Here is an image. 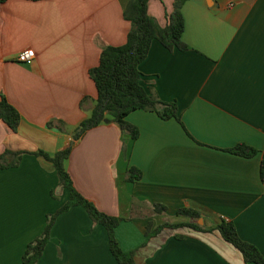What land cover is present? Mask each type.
Wrapping results in <instances>:
<instances>
[{
    "label": "crops",
    "instance_id": "obj_1",
    "mask_svg": "<svg viewBox=\"0 0 264 264\" xmlns=\"http://www.w3.org/2000/svg\"><path fill=\"white\" fill-rule=\"evenodd\" d=\"M128 2L0 3V96L20 114L15 131L0 121V155L21 154L16 167L0 170V264H22L46 216L68 200L65 189L55 192L50 163L34 153L63 150L89 115L96 88L88 72L102 46L125 43ZM172 9L173 0L148 3V14L161 26ZM180 12L187 49L168 51L152 41L138 65L144 88L173 102L179 121L133 111L125 119L138 131L132 141L107 120L74 143L65 169L80 195L122 219L115 237L123 251L135 250L136 264H245L216 232L163 230L144 237L148 223L185 221L176 212L189 208L205 228L232 222L239 238L264 258V0H186ZM26 49L35 54L30 65L16 62ZM237 144L257 154L226 152ZM130 167L141 172L134 183L125 181ZM153 204L167 211L155 215ZM176 233L187 238L176 240ZM38 264L117 263L104 229L75 206L56 218Z\"/></svg>",
    "mask_w": 264,
    "mask_h": 264
},
{
    "label": "trees",
    "instance_id": "obj_2",
    "mask_svg": "<svg viewBox=\"0 0 264 264\" xmlns=\"http://www.w3.org/2000/svg\"><path fill=\"white\" fill-rule=\"evenodd\" d=\"M4 1L0 0V3ZM149 1L129 0L123 11V18L130 23L125 43L121 46L101 47L97 66L88 72L89 78L96 88V98L89 115L74 128L71 142L63 150L57 151L53 155H48L43 151L34 153L35 156L50 163L56 173L58 185L68 192V200L54 214L46 216V224L42 233L26 245L22 255V264H38V260L50 240V231L56 218L75 206L82 207L91 222L104 229L109 252L117 264H136L135 250L123 251L115 237V229L122 219L100 212L91 201L80 195L73 187L72 180L65 169V163L74 143L87 131L100 126L107 120L114 123L120 132L128 135L132 141L136 140L138 131L125 119L133 111L153 112L162 120L173 118L179 121L177 108L173 102H162L144 88L138 65L146 58L152 41H157L168 51H185L187 49L181 40L184 20L180 12V8L186 0H173L172 12L166 15L164 26L159 25L148 14ZM84 101V99L80 101V107L83 106ZM0 121L12 131H15L20 124V114L3 96H0ZM54 125L53 122L48 123L49 127ZM55 127L62 131L61 125L57 124ZM226 152L243 158H252L257 154L256 149L245 144H237ZM20 156V153L10 151L2 153L0 155V170L16 167ZM263 169L264 164L261 163V178H263ZM140 178L141 172L137 168L130 167L126 171V182L134 183ZM152 210L155 215H162L167 211V208L160 204H153ZM176 216L186 220L176 223L163 221L154 228L148 223L144 234L145 240H149L163 230L189 229L199 233L216 232L224 242L239 252L245 264H264V258L257 248L239 238L232 222L222 219L214 226L205 228L197 223L201 215L189 208L177 210ZM174 238L184 240L187 236L176 233Z\"/></svg>",
    "mask_w": 264,
    "mask_h": 264
},
{
    "label": "built area",
    "instance_id": "obj_3",
    "mask_svg": "<svg viewBox=\"0 0 264 264\" xmlns=\"http://www.w3.org/2000/svg\"><path fill=\"white\" fill-rule=\"evenodd\" d=\"M35 57L34 51L32 49H26L21 51L16 56V62L23 65H30Z\"/></svg>",
    "mask_w": 264,
    "mask_h": 264
},
{
    "label": "rangeland",
    "instance_id": "obj_4",
    "mask_svg": "<svg viewBox=\"0 0 264 264\" xmlns=\"http://www.w3.org/2000/svg\"><path fill=\"white\" fill-rule=\"evenodd\" d=\"M120 182V186H121V196H122V198H125L126 197V193H125V191H124V188L122 187L123 186V183L121 182V179L119 180ZM61 187L57 184V186H56V189H55V192H56V194H58L60 191H61ZM56 212V211H55ZM55 212H53V213H50V214H48V215H52V214H54ZM177 219H180V220H186L185 218H181V217H178ZM171 219L169 218V217H165V218H163V219H161V221H170ZM45 221H46V219H45ZM160 221V220H159ZM46 224V223H45ZM54 225V224H53ZM53 225H52V227H53ZM45 226V225H44ZM51 230H52V228H51ZM181 230H184L183 232H185V229H181ZM42 233V232H41ZM50 233H51V231H50ZM40 235V234H39ZM38 235V236H39ZM38 236H36V237H38ZM35 237V238H36ZM50 241V240H49Z\"/></svg>",
    "mask_w": 264,
    "mask_h": 264
}]
</instances>
